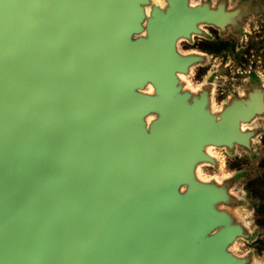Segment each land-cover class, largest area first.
<instances>
[{
  "label": "water",
  "instance_id": "1",
  "mask_svg": "<svg viewBox=\"0 0 264 264\" xmlns=\"http://www.w3.org/2000/svg\"><path fill=\"white\" fill-rule=\"evenodd\" d=\"M254 4L0 0V264H264Z\"/></svg>",
  "mask_w": 264,
  "mask_h": 264
},
{
  "label": "rangeland",
  "instance_id": "2",
  "mask_svg": "<svg viewBox=\"0 0 264 264\" xmlns=\"http://www.w3.org/2000/svg\"><path fill=\"white\" fill-rule=\"evenodd\" d=\"M264 31V29H261ZM251 54L253 56L251 57ZM243 57L239 58V57ZM259 58V60H263L264 62V35L258 36V41L255 46L251 45L250 43H241V45L235 46L234 48L229 47V49L222 50V52L218 56L219 61H227L232 66L233 70H236L237 68H240L243 64L244 59L246 58ZM257 188L259 187L260 190L262 189L264 191V185L263 184H256ZM259 218L262 217L261 213L258 214ZM257 216V215H256Z\"/></svg>",
  "mask_w": 264,
  "mask_h": 264
},
{
  "label": "flooded vegetation",
  "instance_id": "3",
  "mask_svg": "<svg viewBox=\"0 0 264 264\" xmlns=\"http://www.w3.org/2000/svg\"><path fill=\"white\" fill-rule=\"evenodd\" d=\"M255 2H256V4H254V5L257 6L258 7L257 9H259V11H260V14L256 19H257V21L261 22L260 23L261 25H260L259 29L254 32V34H255V36H259V35H264V31L261 30V29H264V0H255ZM239 58L243 59V57H241V56Z\"/></svg>",
  "mask_w": 264,
  "mask_h": 264
}]
</instances>
